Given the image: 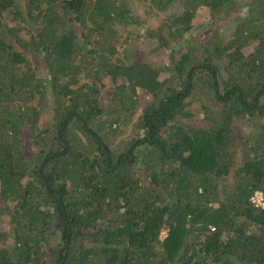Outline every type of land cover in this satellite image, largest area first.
<instances>
[{"label": "trees", "instance_id": "trees-1", "mask_svg": "<svg viewBox=\"0 0 264 264\" xmlns=\"http://www.w3.org/2000/svg\"><path fill=\"white\" fill-rule=\"evenodd\" d=\"M118 25L171 54H125ZM263 98L264 0H0V264H264Z\"/></svg>", "mask_w": 264, "mask_h": 264}, {"label": "rangeland", "instance_id": "rangeland-1", "mask_svg": "<svg viewBox=\"0 0 264 264\" xmlns=\"http://www.w3.org/2000/svg\"><path fill=\"white\" fill-rule=\"evenodd\" d=\"M137 0H135L136 2ZM240 10V9H239ZM244 9H243V14H244ZM207 12L205 8H201L198 14V17L196 18V23L198 24H203L205 23L207 20ZM153 23V19L147 20L145 21V25L149 26L152 25ZM222 22L218 21L217 23H215L213 25L212 28L210 29H206L204 30L203 34L199 37L200 40H204L206 39V37L208 35H214L216 33L222 35L219 32H222L223 29L225 28V26L221 25ZM217 31V32H216ZM140 33H129L127 32L122 26L118 25V33H116V37H117V45L120 47L121 51H125L127 55H131V53L135 50H137L138 54H143V55H147L151 50V56L153 57V59H158L161 61H164L167 59L168 54H171L172 49H168V48H164L161 51H158L157 48V44L154 40L150 39V38H146V29L142 28V31H139ZM230 30L226 33L229 34ZM200 31L197 30H193L191 35H197L199 34ZM139 35L140 36V41H135V40H131L128 36H136ZM230 35V34H229ZM227 36V35H226ZM225 36V37H226ZM165 53V54H163ZM95 75V74H94ZM95 77V76H94ZM48 84L51 83L50 80L47 81ZM92 86V82L88 81V86L86 87V89H89ZM52 85L48 86V94H50V92L52 91ZM98 89V88H97ZM101 93H100V105L101 106H105L107 104V94L105 92V90L100 89ZM264 100V98L262 99ZM52 105V103H51ZM116 117L114 115H104L103 117L100 118H96V119H92L89 120V125L90 127H93L94 130H96V133H100L99 129L101 128V124L105 123L106 125L109 121H111L112 119H115ZM248 121H246L244 118H241V120L236 121L235 123V132L238 135H248L250 133H254V132H259L258 129H254L252 127H249L247 124ZM140 123V113L138 108L136 107L135 110L133 111V113H128L126 115H122L120 117V122H117V125L122 127V129L117 132H115L112 136V138L110 139H106L107 141H105V143H109V141L113 142V150L115 152V155H119L122 152H127L128 150H130L131 146L135 145L134 149H133V154H139L140 149L142 148V145H138V141L142 139V137H144L145 135V131L141 129V126H139L138 124ZM104 125V128L107 129V126ZM116 126V125H114ZM103 135V134H102ZM72 137L75 136V142L76 144L83 146V147H88L89 143H90V149H92L93 147L96 146V141L94 138H92V140H89L88 138H86L84 135L81 134V137L83 138V142H81L82 138H79V130H75L74 131V135H71ZM143 144V143H141ZM79 148V147H78ZM34 166H37V164H35ZM38 167V166H37ZM14 202H11L7 207L12 206ZM4 209V208H3ZM7 210V208H6ZM6 210H4L2 213L3 215L0 217V229L1 231H5L10 229L14 224V221L11 220V214L9 212H5ZM52 227L51 230L48 231L51 233H56L58 234V231L55 227V220H53V222L51 223ZM59 235V234H58ZM166 236V230H163L161 237ZM13 238V236H11ZM13 242V240H12ZM52 245H55L56 242L52 241L51 242Z\"/></svg>", "mask_w": 264, "mask_h": 264}, {"label": "built area", "instance_id": "built-area-1", "mask_svg": "<svg viewBox=\"0 0 264 264\" xmlns=\"http://www.w3.org/2000/svg\"><path fill=\"white\" fill-rule=\"evenodd\" d=\"M252 200L256 202L258 205L264 206V195L261 191H257L255 195L252 197Z\"/></svg>", "mask_w": 264, "mask_h": 264}]
</instances>
